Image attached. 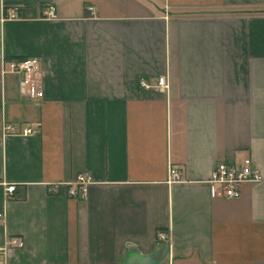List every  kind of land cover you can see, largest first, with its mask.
<instances>
[{"label": "crops", "instance_id": "crops-1", "mask_svg": "<svg viewBox=\"0 0 264 264\" xmlns=\"http://www.w3.org/2000/svg\"><path fill=\"white\" fill-rule=\"evenodd\" d=\"M26 57L40 101L7 69ZM245 158L264 176V0H0V245L24 240L7 264H264V177L236 199L210 184ZM80 172L86 198L48 192Z\"/></svg>", "mask_w": 264, "mask_h": 264}, {"label": "built area", "instance_id": "built-area-1", "mask_svg": "<svg viewBox=\"0 0 264 264\" xmlns=\"http://www.w3.org/2000/svg\"><path fill=\"white\" fill-rule=\"evenodd\" d=\"M89 7L88 10H92ZM44 16L47 18H55L56 13L53 5H47L44 9ZM19 17V7L11 6L4 12L1 17L2 21L7 19H16ZM7 69L20 76V89L27 93L34 101H40L44 97V89L41 80L40 59L37 57L16 58L7 60ZM140 86L145 90H151L154 87L161 91H168L170 84L167 76H159L155 84L150 83L145 78H141ZM4 135L23 134L30 135L38 133V127L34 128L30 125L25 126L22 130L13 124H4ZM180 176L176 168H170V178L175 179ZM262 171L256 166L251 158H245L239 164H231L224 161L219 162L214 168L210 184L213 195H222L226 199H236L241 195V184L244 182H254L263 179ZM92 177L88 173L80 172L76 175L70 184L53 183L48 184V192L50 194H59L65 188L69 197L75 199H84L87 196V185L91 182ZM16 189L15 183H7L5 185L6 196L12 197ZM5 222V213L0 211V225ZM168 239L166 231H158L157 241L162 242ZM24 246V240L21 237H12L4 244L0 245V264H7V254L10 248Z\"/></svg>", "mask_w": 264, "mask_h": 264}, {"label": "bare ground", "instance_id": "bare-ground-1", "mask_svg": "<svg viewBox=\"0 0 264 264\" xmlns=\"http://www.w3.org/2000/svg\"><path fill=\"white\" fill-rule=\"evenodd\" d=\"M49 5H51V4H49Z\"/></svg>", "mask_w": 264, "mask_h": 264}]
</instances>
